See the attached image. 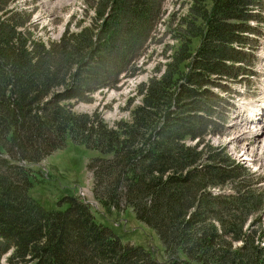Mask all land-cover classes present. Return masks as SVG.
Returning a JSON list of instances; mask_svg holds the SVG:
<instances>
[{
    "label": "trees",
    "instance_id": "16d2710c",
    "mask_svg": "<svg viewBox=\"0 0 264 264\" xmlns=\"http://www.w3.org/2000/svg\"><path fill=\"white\" fill-rule=\"evenodd\" d=\"M150 1L96 0L91 26L67 28L59 40L43 41L26 31L29 11L16 0H0L5 264H264L262 177L208 139L223 135L226 126L224 108L231 101L222 92L253 71L255 54L246 46L257 41L248 31L252 14H262L263 0H189L186 13L176 18L180 37L165 69L135 87L141 99L128 121L110 126L97 113L71 109L107 86L108 75L80 85L101 62H117L113 57L123 47L119 65L139 57L162 3L155 0L149 9ZM129 15L128 27H138V38L122 42ZM122 69L116 66L111 75ZM68 136L100 153L86 165L94 199L116 211L131 208L157 232L164 261L141 244L123 242L77 196L64 197L68 206L57 210L28 194L35 165Z\"/></svg>",
    "mask_w": 264,
    "mask_h": 264
},
{
    "label": "rangeland",
    "instance_id": "374dc122",
    "mask_svg": "<svg viewBox=\"0 0 264 264\" xmlns=\"http://www.w3.org/2000/svg\"><path fill=\"white\" fill-rule=\"evenodd\" d=\"M95 2L96 0L27 1L26 4L30 9V28L26 29V31L32 33L33 37L44 41H49L50 39L56 41L63 35L66 28H68L69 32H77L83 26H91L94 23L92 13L94 7H96ZM150 2L152 4L148 8L152 9L155 0ZM188 5L189 0H162L160 13L152 24L154 26L151 30V36L141 44L139 57L130 60L127 57L125 62H128L119 65L120 60L126 56V49L123 47L119 56L115 54L113 57L117 58V62L113 61L114 63L112 62V64L101 62L96 73H93L91 78L83 79L85 81L81 80L82 83L80 85L92 83L98 77L100 78L101 75H108L110 78L107 80V86L87 96L84 101L75 103L71 108L72 111L87 115L97 113L110 126L119 120L128 121L131 118V108L138 104L141 99L138 93H135V87L139 83L147 81L151 76H158L161 70L165 69L164 65L169 58L168 56L172 52L173 47L177 45L180 37V34H178L180 28L177 29L176 26L179 20L177 21L176 18L186 13ZM262 8V14H252L250 23L253 25V29L248 31L251 33L252 39L256 38L257 41L256 46L251 44L246 46V49L252 50L255 54L250 64L253 67V72L248 73L251 75L249 79L247 78L242 82H233L230 89L227 88L222 92L235 105L250 96L251 87L262 98L264 97V4ZM171 13L175 14V19L172 21L169 20ZM140 15L142 14L138 11L136 17ZM140 19L142 20L143 18ZM130 21V15L124 19L123 25H126L120 32L122 42L123 40L126 42L127 38L131 37L134 42L138 38V34L136 35L138 27L133 28L131 26L130 29L128 27ZM145 23L146 19L142 20V24ZM116 66H121L123 69L118 73L117 77H114L111 75V71ZM158 67L159 70H157ZM116 79H118V82L112 86ZM257 98L253 101L260 104L259 98ZM251 100L249 99L247 102ZM235 105L233 107L230 104L228 108H224L227 118L225 119L226 126L223 135L211 136L208 139L214 145L226 146L228 155L233 160L237 159L240 162L242 161L238 155L243 149L242 146L244 144L250 145L254 151H247L244 154L249 155L248 158L253 164L242 163L249 172L264 178V159L261 156V149H263L261 148V141L264 138V129L262 128L264 122L262 120H264V117H257L249 121L248 124L255 127L256 133L236 138V133L243 131L244 127L233 118L235 109L232 110V107L235 108ZM246 148L249 149L250 147L246 146ZM99 154L98 150L90 148L84 143L75 142L68 136L60 149L55 150L42 162L35 165V169H37L35 172L36 179L32 186L28 188V194L44 208L57 210H64L68 206V201L64 197L79 196L88 201L87 203L91 207L95 219L109 226L123 242L130 241L141 244L155 258L164 261L163 245L157 232L137 219L131 208L116 211L113 208L101 206L94 199L92 176L86 165ZM243 158L246 157L243 156ZM258 185L264 187V179L262 184L259 183ZM260 215L264 226V209L260 212ZM0 264H5L3 254L0 255Z\"/></svg>",
    "mask_w": 264,
    "mask_h": 264
},
{
    "label": "bare ground",
    "instance_id": "6f19581e",
    "mask_svg": "<svg viewBox=\"0 0 264 264\" xmlns=\"http://www.w3.org/2000/svg\"><path fill=\"white\" fill-rule=\"evenodd\" d=\"M259 98V97H258ZM257 98V99H258ZM260 101V100H258ZM241 107L243 109H251L252 112L250 114L253 115V119H256L257 117H264V104H262L260 102V104H257L255 103L253 100H251L250 102H245L244 105H241ZM249 118V116L247 114H245V112H243V114H236L235 115V118L234 120H236V122H239L240 125H242L244 127L243 131H238L236 133V138H239V137H244L245 135H249V133L251 134V132H253V130H255V127L252 125H249V120H247ZM264 122V120H262ZM238 123V124H239ZM262 124V123H261ZM255 125V124H254ZM262 128L264 129V126H262ZM250 136V135H249ZM246 146L250 147L249 149L246 148ZM243 149L241 150L240 154L238 155L239 159L244 162V163H247V164H253L250 160L249 155H245L244 153H246L247 151H254V149L250 146V145H246L244 144V146H242ZM254 147V146H253ZM261 149L262 152H261V156L263 157L262 159H264V138L262 139L261 141ZM229 150V149H228ZM260 150V151H261ZM243 156H245L246 158H243ZM264 163V162H263ZM261 166V165H260ZM260 168V167H259ZM256 169V168H255Z\"/></svg>",
    "mask_w": 264,
    "mask_h": 264
}]
</instances>
